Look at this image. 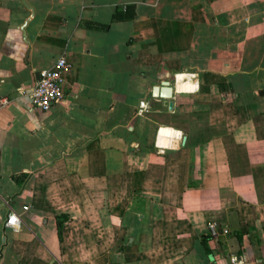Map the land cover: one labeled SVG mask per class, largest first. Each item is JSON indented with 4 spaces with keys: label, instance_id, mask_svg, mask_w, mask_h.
<instances>
[{
    "label": "crops",
    "instance_id": "crops-1",
    "mask_svg": "<svg viewBox=\"0 0 264 264\" xmlns=\"http://www.w3.org/2000/svg\"><path fill=\"white\" fill-rule=\"evenodd\" d=\"M205 80L233 98L187 99ZM232 257L264 264V0H0V264Z\"/></svg>",
    "mask_w": 264,
    "mask_h": 264
},
{
    "label": "built area",
    "instance_id": "built-area-1",
    "mask_svg": "<svg viewBox=\"0 0 264 264\" xmlns=\"http://www.w3.org/2000/svg\"><path fill=\"white\" fill-rule=\"evenodd\" d=\"M72 67V62L67 56L63 55L51 67L39 71V79L30 91L31 104L34 109L44 112L49 111L56 102L63 99L62 84L64 75ZM141 104L143 105L144 102ZM24 209H28V206L25 205ZM6 226L14 228L20 226V218L17 212L12 211L9 214ZM210 229L213 235H217V224L215 222L210 223ZM231 261L233 264L239 263L237 257H232Z\"/></svg>",
    "mask_w": 264,
    "mask_h": 264
},
{
    "label": "rangeland",
    "instance_id": "rangeland-1",
    "mask_svg": "<svg viewBox=\"0 0 264 264\" xmlns=\"http://www.w3.org/2000/svg\"><path fill=\"white\" fill-rule=\"evenodd\" d=\"M202 78L204 79V77H201V79ZM169 80L172 81L174 79H173V77H171ZM206 82H208V80H205V85L203 87L204 92H202L199 96H194V97L190 96L187 99L195 100V101H202V103H204V104L208 103L209 105H212L213 103H217L218 100H222V97H224V96H227V98H226L227 100H231L233 98L232 95H229V94L227 95V94L222 93L220 91V89H219V91H214L213 93L211 92L209 94L208 93L206 94V92L209 88V86H208L209 84L208 83L206 84ZM210 84H211V81H210ZM213 105H215V104H213Z\"/></svg>",
    "mask_w": 264,
    "mask_h": 264
},
{
    "label": "water",
    "instance_id": "water-1",
    "mask_svg": "<svg viewBox=\"0 0 264 264\" xmlns=\"http://www.w3.org/2000/svg\"><path fill=\"white\" fill-rule=\"evenodd\" d=\"M153 93L157 97H162L165 99H170V108H173L174 105V87L171 85L170 80L162 81L161 85H155L153 88Z\"/></svg>",
    "mask_w": 264,
    "mask_h": 264
},
{
    "label": "trees",
    "instance_id": "trees-1",
    "mask_svg": "<svg viewBox=\"0 0 264 264\" xmlns=\"http://www.w3.org/2000/svg\"><path fill=\"white\" fill-rule=\"evenodd\" d=\"M131 18H134V14H129L128 12H122L121 10L119 11V9L116 11V13L114 15V20H128ZM101 27L109 28V24L102 25ZM58 217H59V232H60V236H61L62 235V228H63V220H61V217L67 218V215L59 214Z\"/></svg>",
    "mask_w": 264,
    "mask_h": 264
}]
</instances>
